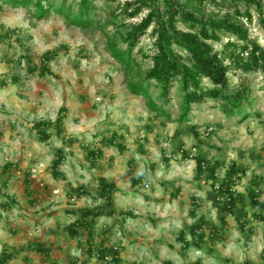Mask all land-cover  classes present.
I'll use <instances>...</instances> for the list:
<instances>
[{"label": "rangeland", "instance_id": "rangeland-1", "mask_svg": "<svg viewBox=\"0 0 264 264\" xmlns=\"http://www.w3.org/2000/svg\"><path fill=\"white\" fill-rule=\"evenodd\" d=\"M143 16L127 22L138 23ZM246 25L251 38L264 46L257 18ZM0 37V174L8 163L13 165L4 176L9 185L0 182V256L4 251L12 255L7 264H107L90 251L86 237L78 240L68 233L75 220L72 210L103 203L96 194L100 177L119 191L115 214L96 220L93 247L117 248L122 264H264V224L253 215L259 209L248 198L236 207L240 222H247L245 230L234 215L222 222L224 198L214 192L209 173L198 174L194 160L203 154L210 163H219V181L235 162L247 171L236 190L247 194L256 181L264 200L263 73L249 76L252 105H246V119L228 117L220 102L207 98L194 105L178 136L177 91L167 107L170 119L152 112L144 97L130 92L122 65L106 50L100 30L69 24L54 12L39 19L33 7L0 0ZM152 41L142 38L135 50L139 60L144 52L152 53ZM47 51L55 58L51 73L42 77L40 64ZM143 62L144 68L152 64L148 57ZM229 78L231 88L236 86L238 75ZM204 84L210 85L207 80ZM63 108L60 136L53 127L51 138L40 141L34 124L54 122ZM113 132L124 152L104 146L103 138ZM180 144L194 157L183 158ZM97 148L104 155L93 165L87 149ZM59 149L64 150L63 175L55 178L52 163ZM139 174L145 181L135 184ZM79 186L90 194L76 196ZM11 199V210L3 209ZM202 218L206 239L199 249H185L180 232ZM214 230L220 235L213 236Z\"/></svg>", "mask_w": 264, "mask_h": 264}, {"label": "trees", "instance_id": "trees-1", "mask_svg": "<svg viewBox=\"0 0 264 264\" xmlns=\"http://www.w3.org/2000/svg\"><path fill=\"white\" fill-rule=\"evenodd\" d=\"M2 1L13 6L33 7L34 14L39 19L54 12L69 24L100 30L106 50L122 65L130 92L144 97L152 112L170 119L171 113L167 107L172 103L173 91H177L180 111L176 120L179 123L177 135L182 133L183 124L190 122L194 105L205 102L207 98L220 102L221 109L228 117L242 116L244 120L250 116L246 111V105H252L249 76L264 74V46L258 39L251 38L246 24L252 23L256 17L264 33V0H125L115 6L112 4L114 0H102V6H99V0H73L70 3V0ZM209 6L214 10L208 11ZM99 10L103 14H98ZM223 11L225 14L222 16ZM142 14L144 16L140 22H127ZM145 36L153 40L152 53L149 55L144 52L139 60L135 56V50ZM224 37H228V41L225 42ZM3 39L4 37H0V43ZM217 44L222 46L221 50L216 48ZM147 57L152 64L144 68L143 61ZM54 58L55 53L52 51H47L42 56L40 76L45 77L51 73L50 62ZM231 73L239 78L236 86L232 88L229 78ZM206 80L212 86H206ZM64 110H60L54 122L41 120L34 124L40 141L51 138L53 127H57V135L60 136ZM118 139V133L113 132L110 137L103 138V144L117 147L124 152L126 147ZM183 147L180 144L178 148L183 158L194 157ZM63 151L58 150V157L52 163L55 178L63 175L59 170L64 161ZM103 155L101 148L87 149L86 157L96 165ZM194 160L198 174L209 173L208 181H211L214 192L218 198H224L221 208L224 211L222 222H225L226 215L237 218L236 207L248 198L252 207L259 209V212H253L254 217L264 224V200L260 198L262 190L259 183L253 181L247 194L236 190L237 183L247 172L246 169L233 162L228 166L226 176L219 181V163H210L203 154H198ZM12 167L8 163L0 174V182L5 187L9 184L4 176ZM142 181H145L144 174L134 178L135 184ZM96 191L98 199L103 203L98 207L72 210L70 213L75 220L69 225L68 233L71 238L78 240L86 237L90 251L97 253L101 263L122 264L117 248L103 245L93 247L96 220L103 215L115 214L114 195L119 188L114 182L100 177ZM178 191L174 196H177ZM74 192L78 197L90 194L84 186H79ZM13 204L15 201L11 199L2 204V208L9 211ZM123 215L134 217L131 212ZM237 221L241 230H245L247 222H240L239 217ZM206 224L207 221L202 218L188 232H180L178 239L185 249L200 248L201 242L207 236L204 230ZM212 235L220 234L214 230ZM38 250L45 249L38 246ZM11 258L12 255L4 251L0 256V264H7Z\"/></svg>", "mask_w": 264, "mask_h": 264}, {"label": "built area", "instance_id": "built-area-1", "mask_svg": "<svg viewBox=\"0 0 264 264\" xmlns=\"http://www.w3.org/2000/svg\"><path fill=\"white\" fill-rule=\"evenodd\" d=\"M34 174V173H33Z\"/></svg>", "mask_w": 264, "mask_h": 264}]
</instances>
